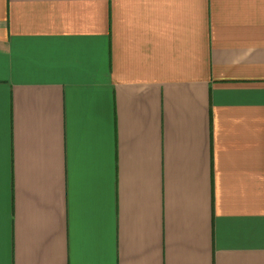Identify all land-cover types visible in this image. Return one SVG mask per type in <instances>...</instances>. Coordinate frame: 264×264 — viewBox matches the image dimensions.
Masks as SVG:
<instances>
[{"label":"crops","instance_id":"1","mask_svg":"<svg viewBox=\"0 0 264 264\" xmlns=\"http://www.w3.org/2000/svg\"><path fill=\"white\" fill-rule=\"evenodd\" d=\"M0 264H264V0H0Z\"/></svg>","mask_w":264,"mask_h":264}]
</instances>
